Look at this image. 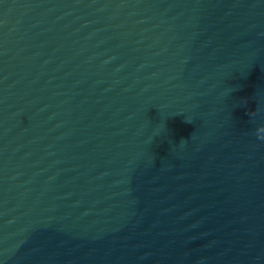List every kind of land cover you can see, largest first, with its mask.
<instances>
[{"label": "water", "instance_id": "95a60500", "mask_svg": "<svg viewBox=\"0 0 264 264\" xmlns=\"http://www.w3.org/2000/svg\"><path fill=\"white\" fill-rule=\"evenodd\" d=\"M264 0H0V264H264Z\"/></svg>", "mask_w": 264, "mask_h": 264}, {"label": "clouds", "instance_id": "9594fccd", "mask_svg": "<svg viewBox=\"0 0 264 264\" xmlns=\"http://www.w3.org/2000/svg\"><path fill=\"white\" fill-rule=\"evenodd\" d=\"M262 138H264V137H262Z\"/></svg>", "mask_w": 264, "mask_h": 264}]
</instances>
